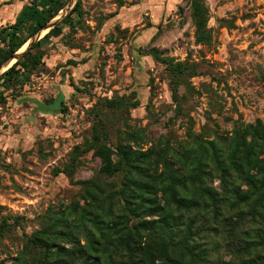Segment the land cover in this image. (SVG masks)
Listing matches in <instances>:
<instances>
[{
	"label": "rangeland",
	"instance_id": "rangeland-1",
	"mask_svg": "<svg viewBox=\"0 0 264 264\" xmlns=\"http://www.w3.org/2000/svg\"><path fill=\"white\" fill-rule=\"evenodd\" d=\"M41 1L0 0V35L13 31L22 11ZM74 2L78 10L56 19L60 30L40 37L38 47L18 58L43 53L38 66L18 79L0 80L7 97L0 103V222L21 218L0 237V264H22L23 256L31 262L27 238L51 212L66 215L73 203H84L82 181L98 175L120 182L121 174L99 173L101 161L92 151L81 156L72 176L55 172L85 149L103 100L136 93L141 105L116 127L132 146L125 131H143L142 150L160 137L179 149L189 133L213 139L239 122L264 119V0H205L213 29L209 45L196 43L188 0ZM29 32L27 22L20 37ZM153 50L197 65L198 74L178 85V102ZM110 137L107 143L115 147L119 136ZM242 219L240 235L215 232L201 240L209 254L197 264H242L234 255L243 250L242 233L249 227Z\"/></svg>",
	"mask_w": 264,
	"mask_h": 264
},
{
	"label": "trees",
	"instance_id": "trees-1",
	"mask_svg": "<svg viewBox=\"0 0 264 264\" xmlns=\"http://www.w3.org/2000/svg\"><path fill=\"white\" fill-rule=\"evenodd\" d=\"M67 1L43 0L27 6L13 24V31L1 32L0 66ZM188 2L196 43L211 44L213 29L208 25L205 0ZM79 6L76 3L74 11ZM27 22L30 32L21 38ZM59 30L56 25L45 38ZM39 45L38 41L33 46ZM151 54L165 65L174 101L178 102V85L185 77L198 74L197 65L163 57L157 50ZM27 56L2 73L0 80L25 76L24 71L36 68L44 55ZM6 98L0 93V103ZM140 105L135 92L102 101V108L94 114L93 135L87 146L55 172L72 176L81 156L92 151L101 161L99 173L108 177L121 174V180L104 182L97 175L82 181L84 203H73L66 215L51 212L46 216L41 229L28 237L24 246L32 254L31 262L23 256L22 264H197L209 254L201 240L206 242L215 232L240 235L242 217L247 218L242 220L249 227L242 233L243 250L234 255L242 264H264V119L239 122L228 135L213 139L189 133L179 149L160 137L142 150L139 142L143 131H125L132 146L116 127L119 119L127 124L131 110ZM112 131L119 136L115 147L107 143ZM216 178L218 186L214 185ZM20 220L15 217L11 223L3 218L0 237Z\"/></svg>",
	"mask_w": 264,
	"mask_h": 264
},
{
	"label": "water",
	"instance_id": "water-1",
	"mask_svg": "<svg viewBox=\"0 0 264 264\" xmlns=\"http://www.w3.org/2000/svg\"><path fill=\"white\" fill-rule=\"evenodd\" d=\"M75 4L76 3L74 2V0H70L69 3L61 11H59L58 14L54 18H52L42 29H40L31 38H29V40L27 41L29 43L28 47H26L21 53H18L16 51L15 54L12 57H10V58H14V59L10 63L6 64L5 69L4 68L0 69V75L2 73H4L7 70V68L11 67L14 63H16L18 61L19 56H21V54H25L36 42H38V39L40 37L45 36L44 34L48 33L50 31V29H52L53 27L56 26L57 23H55V22H56V19L58 18L59 15H61V16H64V14L66 15L69 11H71L74 8ZM70 6H71V9L69 10ZM63 10H65V11H63ZM9 59H7V60H9Z\"/></svg>",
	"mask_w": 264,
	"mask_h": 264
},
{
	"label": "bare ground",
	"instance_id": "bare-ground-1",
	"mask_svg": "<svg viewBox=\"0 0 264 264\" xmlns=\"http://www.w3.org/2000/svg\"><path fill=\"white\" fill-rule=\"evenodd\" d=\"M63 11H65V10H63ZM43 31V30H42ZM45 31V30H44ZM27 45V46H26ZM28 45H29V43L28 42H26L25 44H23L18 50H17V52L18 53H21L26 47H28ZM23 46H26V47H24L23 48ZM14 58H10L9 60H7L1 67H0V69H5L6 68V64L7 63H10L12 60H13Z\"/></svg>",
	"mask_w": 264,
	"mask_h": 264
}]
</instances>
